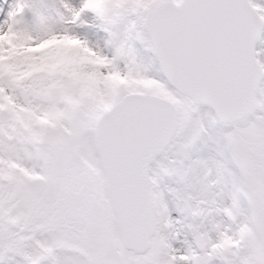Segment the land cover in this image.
I'll return each mask as SVG.
<instances>
[{"label":"snow or ice","instance_id":"1","mask_svg":"<svg viewBox=\"0 0 264 264\" xmlns=\"http://www.w3.org/2000/svg\"><path fill=\"white\" fill-rule=\"evenodd\" d=\"M0 264H264V0H0Z\"/></svg>","mask_w":264,"mask_h":264}]
</instances>
